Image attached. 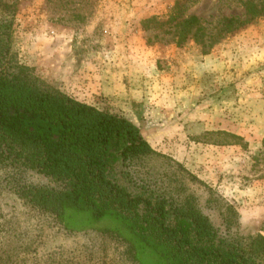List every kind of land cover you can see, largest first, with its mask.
Returning <instances> with one entry per match:
<instances>
[{
  "label": "rangeland",
  "instance_id": "obj_1",
  "mask_svg": "<svg viewBox=\"0 0 264 264\" xmlns=\"http://www.w3.org/2000/svg\"><path fill=\"white\" fill-rule=\"evenodd\" d=\"M5 1L15 4L21 64L136 123L157 152L204 182L186 180L221 230L229 203L232 231L264 234V16L232 31L225 25L246 17L248 1L264 0ZM191 16L200 22L186 29ZM152 164L171 167L163 158ZM24 176L54 185L32 170ZM209 188L219 207L207 204ZM77 221L32 210L0 182V264H11L8 254L15 264H140L112 220Z\"/></svg>",
  "mask_w": 264,
  "mask_h": 264
},
{
  "label": "trees",
  "instance_id": "obj_2",
  "mask_svg": "<svg viewBox=\"0 0 264 264\" xmlns=\"http://www.w3.org/2000/svg\"><path fill=\"white\" fill-rule=\"evenodd\" d=\"M245 5L246 17L226 19L227 30L264 16V1ZM15 15V4L0 0V182L61 223L112 220L114 230L131 239V257L140 264H264V234L232 231L238 220L229 203L221 206L225 230L217 227L186 180L204 182L157 152L136 123L73 98L21 64ZM199 22L191 16L185 28ZM156 158L170 169L154 166ZM28 170L54 185L26 182ZM208 190L207 204L219 207ZM14 255L7 262L15 264Z\"/></svg>",
  "mask_w": 264,
  "mask_h": 264
}]
</instances>
